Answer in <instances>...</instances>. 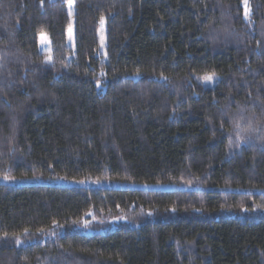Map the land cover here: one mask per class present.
<instances>
[{"label": "trees", "instance_id": "obj_1", "mask_svg": "<svg viewBox=\"0 0 264 264\" xmlns=\"http://www.w3.org/2000/svg\"><path fill=\"white\" fill-rule=\"evenodd\" d=\"M0 177L179 186L0 183V264H264V0H0Z\"/></svg>", "mask_w": 264, "mask_h": 264}, {"label": "rangeland", "instance_id": "obj_2", "mask_svg": "<svg viewBox=\"0 0 264 264\" xmlns=\"http://www.w3.org/2000/svg\"><path fill=\"white\" fill-rule=\"evenodd\" d=\"M68 12L71 16V25L67 31V45L75 51L76 48V35H75V18L73 17L74 13V3L71 2L68 5ZM105 27L104 24L101 28V46L102 49L106 45L105 38ZM38 47L39 50L43 53H47L46 61H52V42L47 33H40L38 35ZM204 83L212 84L216 79L212 76L203 78ZM0 183L5 184H52L60 186H81V187H99V188H134V187H145L151 189H176L179 186L175 184H137L129 183L122 181H113V180H70L66 178H56V179H36V178H12V177H0ZM82 228L84 232L90 233V231L84 229L81 225L78 226Z\"/></svg>", "mask_w": 264, "mask_h": 264}]
</instances>
